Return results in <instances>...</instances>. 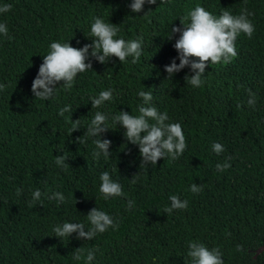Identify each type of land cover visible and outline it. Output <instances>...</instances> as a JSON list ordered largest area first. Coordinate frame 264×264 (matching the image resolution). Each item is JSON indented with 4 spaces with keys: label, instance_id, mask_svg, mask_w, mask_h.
Masks as SVG:
<instances>
[{
    "label": "trees",
    "instance_id": "16d2710c",
    "mask_svg": "<svg viewBox=\"0 0 264 264\" xmlns=\"http://www.w3.org/2000/svg\"><path fill=\"white\" fill-rule=\"evenodd\" d=\"M5 3L12 8L0 13V23L12 39L0 34V264H85L72 259L79 247L85 255L98 249L91 264H192V241L218 248L224 264H264V0H157L140 13L131 11V0H0ZM197 5L217 17L247 9L255 31L251 38L239 34L237 57L209 63L203 86L192 87L185 82L190 68L168 78L165 66L179 64L173 47L179 34L169 40L171 28ZM94 17L116 25V38H142L139 60L113 56L102 64L89 49L92 69L78 73L70 90L61 81L52 98H35L31 85L50 43L91 44ZM108 89L113 98L92 108L91 98ZM140 90L151 92L150 106L167 112V122L181 124L187 147L176 160L140 167L139 146L112 120L119 111L139 115ZM249 90L255 106L247 103ZM66 105L71 111L60 116ZM97 111L108 117L101 139L111 141L109 158L94 157L98 137L84 135ZM214 143L225 151L216 154ZM57 155L67 157L64 167L56 165ZM225 162L231 167L217 171ZM103 171L126 197L103 199ZM193 183L202 191L191 192ZM36 189L42 195L32 204ZM54 192L64 195L63 203L49 198ZM171 195L187 200V209L165 213ZM94 207L118 228L92 240L55 236L53 228L65 222L87 228ZM258 245L262 250L248 262V248Z\"/></svg>",
    "mask_w": 264,
    "mask_h": 264
},
{
    "label": "clouds",
    "instance_id": "9594fccd",
    "mask_svg": "<svg viewBox=\"0 0 264 264\" xmlns=\"http://www.w3.org/2000/svg\"><path fill=\"white\" fill-rule=\"evenodd\" d=\"M162 2L163 0H161ZM145 3L155 5L157 0H131L129 7L133 13H140ZM11 8L12 5L8 3L0 5V13H7ZM250 15L252 13H249L247 9H243L239 15H233L230 11L224 10L217 17L199 5L189 11L179 19L181 26L171 28L169 40L173 38V34H179L173 45L178 53L179 64L176 63V59H173L169 65L165 66L168 78L188 67L193 74L186 75L185 82L192 87L203 86L205 81L202 77L208 64L230 63L238 55L235 46L238 35L243 33L248 38L252 37L255 27L248 19ZM118 31L116 25L107 23L100 17H94L90 27L91 44L76 48L71 46L69 42L54 41L50 43L48 52L43 56V62L39 66L37 76L31 85V91L35 98L41 100L52 98L58 88L57 84L61 81L63 83L60 86L64 90H70L78 73L92 69V64L86 63L89 59V49H91V57L102 64L107 63L113 56L118 58L121 63L130 56L133 58L132 63L139 60L142 54V38L126 41L122 38H116ZM8 33L9 29L6 22L0 23V34L12 39ZM4 88L5 85L0 84V90ZM137 95L143 101V104L138 108L139 115L119 111L115 116H112V120L126 130L124 135L129 143L139 146V154L142 157L140 167H147L149 163L156 166L158 160L166 157L176 160L187 147L181 124L167 122L169 121L167 112L161 113L155 106H150L153 100L151 92L140 90ZM248 95L250 97L247 101L248 105L255 106V93L249 90ZM112 98L113 91L111 89L103 90L98 96L91 98L92 108H99L104 102L110 101ZM70 111L71 106L66 105L59 109L58 114L64 116L66 112ZM107 120L108 117L104 113L97 111L84 133L89 137H98L93 141L96 149H98V151L93 152L96 158H99L101 154L105 158H109L111 154L109 152L111 141L101 139V134L109 130L106 126ZM73 123L72 132L79 129V119ZM80 142H82L81 137L78 139V143ZM212 150L218 155L225 151L224 146L220 143H214ZM66 160L67 157L64 155H57L55 163L59 167H64ZM230 167L228 162L216 165L217 171L220 172ZM134 177L132 178L133 182H135ZM99 179L101 181L99 192L103 199L126 197L121 184L114 181L108 171H103ZM190 191L199 193L202 191V186L193 183L190 186ZM20 193L21 189H17V195ZM31 195V203L35 204L40 200L42 193L36 189ZM49 198L60 203L65 200L64 195L60 192L52 193ZM169 200L171 202L170 207L164 209L167 214H171L173 210H184L188 207V201H181L177 195H171ZM133 205L134 201L129 200L128 207L132 208ZM86 217L87 228L84 223L65 222L53 228L55 236L63 239L77 233V239L92 240L98 233H104L109 228H118V224L114 223L113 218L97 207L92 208ZM188 247L187 254L191 258L192 264H224L221 258L222 253L218 248L209 249L196 241L189 242ZM96 251L98 249L87 250L85 255V249L79 247L73 252L72 259L76 261L83 259L85 264H91L95 259Z\"/></svg>",
    "mask_w": 264,
    "mask_h": 264
},
{
    "label": "rangeland",
    "instance_id": "374dc122",
    "mask_svg": "<svg viewBox=\"0 0 264 264\" xmlns=\"http://www.w3.org/2000/svg\"><path fill=\"white\" fill-rule=\"evenodd\" d=\"M262 250V246L258 245L256 247L248 248V262L254 261L258 253Z\"/></svg>",
    "mask_w": 264,
    "mask_h": 264
}]
</instances>
